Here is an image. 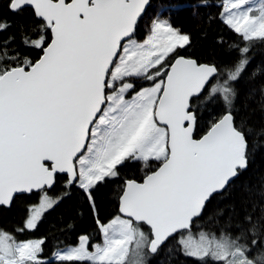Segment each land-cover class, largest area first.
Masks as SVG:
<instances>
[{
	"label": "snow or ice",
	"instance_id": "1",
	"mask_svg": "<svg viewBox=\"0 0 264 264\" xmlns=\"http://www.w3.org/2000/svg\"><path fill=\"white\" fill-rule=\"evenodd\" d=\"M0 8V264H264V0Z\"/></svg>",
	"mask_w": 264,
	"mask_h": 264
},
{
	"label": "trees",
	"instance_id": "2",
	"mask_svg": "<svg viewBox=\"0 0 264 264\" xmlns=\"http://www.w3.org/2000/svg\"><path fill=\"white\" fill-rule=\"evenodd\" d=\"M160 2H161V0H157L153 3L157 4ZM182 2L185 4H188V3H192L193 0H182ZM2 3H3V0H0V4H2ZM2 12H3V9L0 8V13H2ZM174 21L177 25L183 26L186 30L192 31L193 38L195 40H199L200 44L204 48L210 47V45L212 43L211 37H209V39H207V40L201 39L200 33L195 26L196 25V19L191 15V12L189 9H187V8L178 9L174 13ZM258 60H259V57H258ZM15 219L16 218L12 214H8L6 217L0 218V224L7 223L8 226H11L15 222ZM90 224H91V221L87 217H85L80 222V224L78 225L77 231H79L80 228L89 227ZM46 229H47V225H45L43 228H41V233H43ZM38 235H39V233H38Z\"/></svg>",
	"mask_w": 264,
	"mask_h": 264
},
{
	"label": "flooded vegetation",
	"instance_id": "3",
	"mask_svg": "<svg viewBox=\"0 0 264 264\" xmlns=\"http://www.w3.org/2000/svg\"><path fill=\"white\" fill-rule=\"evenodd\" d=\"M155 1H157V0H153V2H155Z\"/></svg>",
	"mask_w": 264,
	"mask_h": 264
}]
</instances>
